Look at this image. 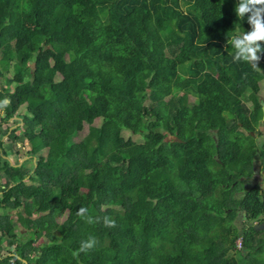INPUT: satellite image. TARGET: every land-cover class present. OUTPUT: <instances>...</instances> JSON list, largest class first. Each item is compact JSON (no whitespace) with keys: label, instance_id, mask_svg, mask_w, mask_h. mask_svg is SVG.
Returning <instances> with one entry per match:
<instances>
[{"label":"trees","instance_id":"16d2710c","mask_svg":"<svg viewBox=\"0 0 264 264\" xmlns=\"http://www.w3.org/2000/svg\"><path fill=\"white\" fill-rule=\"evenodd\" d=\"M237 2L0 0V264H264V52L233 61Z\"/></svg>","mask_w":264,"mask_h":264},{"label":"clouds","instance_id":"9594fccd","mask_svg":"<svg viewBox=\"0 0 264 264\" xmlns=\"http://www.w3.org/2000/svg\"><path fill=\"white\" fill-rule=\"evenodd\" d=\"M234 11L240 20H243L247 15L250 30L235 32L234 35L228 37V44L234 49V52L231 53L233 61L247 63L253 69L259 70L260 53L264 52V47H262L264 44V0H238ZM87 213V208L80 207L77 215L82 218L86 217L89 224L100 222V217L93 219L91 216H87ZM102 220L107 227L115 226V221L110 217L105 216ZM96 243V238L89 236L87 240L81 241L79 249L72 255L78 257L80 252L93 249Z\"/></svg>","mask_w":264,"mask_h":264},{"label":"rangeland","instance_id":"374dc122","mask_svg":"<svg viewBox=\"0 0 264 264\" xmlns=\"http://www.w3.org/2000/svg\"><path fill=\"white\" fill-rule=\"evenodd\" d=\"M180 71L183 73V74H186V75H188L189 74V72L186 70V68L184 67V68H180ZM10 77H12V74H10V72L8 73V74H6V76L5 77H3V78H1V80H0V89H1V87L3 86V85H5L6 83H7V81L9 80V78ZM194 99H195V96L194 95H190V101H194ZM12 121V120H11ZM99 119H97V123L99 124ZM262 122H263V120H262ZM12 122H10V124H11ZM7 128H8V124H5V125H3V127L1 128V130H0V136H2L3 138H4V140L5 139H7V133H6V131H7ZM257 130H261L262 131V135H259V134H256L255 133V137H256V139H257V142L258 143H260V141H261V139L264 137V124L263 123H261L260 124V126H258V129ZM88 131H89V124H85V127H84V129H83V131H82V135H84V134H86V133H88ZM128 131H126V132H124L123 134H124V136H129L130 134L129 133H127ZM134 138H137V135H135L134 136ZM25 140V137L22 135V134H20L19 135V139L18 140H16V142H14V141H6L5 142V149L8 151V156H5V158L6 159H8V161H10V163H12L13 165H15L12 161H15V162H19V161H21L22 159H24V160H28V159H30V158H28L27 156H29V155H25V153H24V151H23V149H22V146H23V141ZM27 143V142H26ZM26 147H27V144H26ZM20 151L22 152V154H19L20 153ZM10 156V157H9ZM10 159H12V161L10 160ZM35 160H36V158H33V161H28L27 162V166L28 167H31L32 165H33V163L35 162ZM255 169L256 170H258V172L254 175V176H252V177H250L246 182H244V186H246V187H248L250 184H252V183H254L255 181H257V180H261L262 179V175H263V171H262V166H261V164H260V160L258 159V160H256V162H255ZM4 178H1L0 179V182L3 180ZM242 193V191L241 192H239V194H241ZM13 213L15 214V217H16V219H17V210H15V211H13ZM66 218V214H65V216H63V217H61V219H59V221H64V219ZM241 222H243L242 221V217H241V214H240V216H239V223H240V225H242V223ZM29 235V234H28ZM42 241H40V243H41ZM230 253H232V251L230 252Z\"/></svg>","mask_w":264,"mask_h":264},{"label":"water","instance_id":"95a60500","mask_svg":"<svg viewBox=\"0 0 264 264\" xmlns=\"http://www.w3.org/2000/svg\"><path fill=\"white\" fill-rule=\"evenodd\" d=\"M262 108H263V121H264V100L262 101ZM16 127V126H13L11 127V130ZM18 165H21V164H18ZM258 170H255V173H257ZM256 229H259V228H263L264 227V224H259V225H255Z\"/></svg>","mask_w":264,"mask_h":264},{"label":"built area","instance_id":"2783aa9c","mask_svg":"<svg viewBox=\"0 0 264 264\" xmlns=\"http://www.w3.org/2000/svg\"><path fill=\"white\" fill-rule=\"evenodd\" d=\"M237 246L238 249H243V241L241 237L237 240Z\"/></svg>","mask_w":264,"mask_h":264},{"label":"crops","instance_id":"0c3cea01","mask_svg":"<svg viewBox=\"0 0 264 264\" xmlns=\"http://www.w3.org/2000/svg\"><path fill=\"white\" fill-rule=\"evenodd\" d=\"M9 141V140H8ZM10 142V141H9ZM19 154H22L21 152ZM10 157V156H9ZM28 158H30V156H27ZM12 161V159H10ZM26 160L22 159L21 161H19L18 164H22L23 162H25ZM13 163H15V161H12ZM16 165V164H15ZM4 180V179H3Z\"/></svg>","mask_w":264,"mask_h":264}]
</instances>
